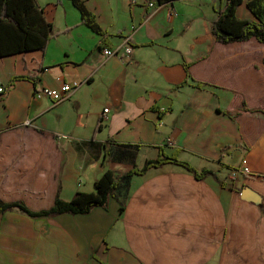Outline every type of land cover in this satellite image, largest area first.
Returning <instances> with one entry per match:
<instances>
[{
    "label": "crops",
    "instance_id": "0c3cea01",
    "mask_svg": "<svg viewBox=\"0 0 264 264\" xmlns=\"http://www.w3.org/2000/svg\"><path fill=\"white\" fill-rule=\"evenodd\" d=\"M34 1L51 25L46 46L0 57L10 87L0 95V201L38 211L92 193L106 169L132 167L118 159L133 154L123 145H138V168L164 145L200 175L167 162L135 174L106 208L8 210L0 264H264V42H217L210 0H81L100 33L71 0ZM248 1L236 15L254 20ZM125 43L128 56L102 51ZM186 64L204 85L173 89ZM73 81L58 104L41 92ZM242 100L260 111L236 114ZM245 185L258 205L240 197Z\"/></svg>",
    "mask_w": 264,
    "mask_h": 264
},
{
    "label": "trees",
    "instance_id": "16d2710c",
    "mask_svg": "<svg viewBox=\"0 0 264 264\" xmlns=\"http://www.w3.org/2000/svg\"><path fill=\"white\" fill-rule=\"evenodd\" d=\"M159 5L168 3L172 0H157ZM219 5L216 9L217 17L212 22L211 30L214 38L220 44L230 42H241L247 39L255 38L259 42H264V0H249L247 8L252 12L254 20L238 18L236 10L241 5L242 0H218ZM71 2L79 9L80 19L96 33H100L101 29L95 21V14L88 10L81 0H71ZM51 25L43 17V10L34 0H0V57H4L14 53H21L28 50H40L46 46L50 38ZM186 68V78L181 83L173 86L178 89L184 85L201 87L203 81H197L191 77ZM24 76L14 77L20 79ZM249 113H256L259 109H251L245 107L242 100L240 110ZM123 145V144H121ZM124 147H133V154H120L118 159L130 158L132 167L125 173H116L111 170H105L100 177L94 182L93 192L79 191L66 201L56 196L51 207L38 211H31L21 201L3 202L0 201V215L8 210L18 209L26 213L28 216L50 217L57 214H85L94 207L106 208L110 197H115L117 192L128 189L130 181L135 174H144L151 167H158L164 163L179 164L186 169L195 172L196 170L185 161L179 160L178 150H174L171 154L164 151V145L157 147L158 154L156 158L145 160L143 166L138 168L133 162L138 145H123Z\"/></svg>",
    "mask_w": 264,
    "mask_h": 264
},
{
    "label": "built area",
    "instance_id": "2783aa9c",
    "mask_svg": "<svg viewBox=\"0 0 264 264\" xmlns=\"http://www.w3.org/2000/svg\"><path fill=\"white\" fill-rule=\"evenodd\" d=\"M149 5L152 6V3H149ZM131 48L132 47L130 45L125 43L124 45H119L114 48H110V47L103 48L102 51L104 55L107 57L108 56L112 57L118 54H123V55L128 56L131 53ZM77 85H78V81H73L71 83H64L60 88H57V89L43 87L41 92L48 99H50V101L53 104H58L59 102L64 101L72 93L73 89L77 87ZM8 88L10 87L0 84V95H3L8 90ZM108 110H109L108 108H105L103 111L107 112ZM57 137L61 139L69 138L68 136L61 135V134L57 135ZM241 171L248 173V169L245 165H243Z\"/></svg>",
    "mask_w": 264,
    "mask_h": 264
},
{
    "label": "water",
    "instance_id": "95a60500",
    "mask_svg": "<svg viewBox=\"0 0 264 264\" xmlns=\"http://www.w3.org/2000/svg\"><path fill=\"white\" fill-rule=\"evenodd\" d=\"M239 194L241 198L251 201L254 204L258 205L261 202V196L258 194V192L254 191L247 185L243 186Z\"/></svg>",
    "mask_w": 264,
    "mask_h": 264
},
{
    "label": "rangeland",
    "instance_id": "374dc122",
    "mask_svg": "<svg viewBox=\"0 0 264 264\" xmlns=\"http://www.w3.org/2000/svg\"><path fill=\"white\" fill-rule=\"evenodd\" d=\"M209 2H214V9L216 10L218 5L220 4L218 0H210ZM185 6V5H183Z\"/></svg>",
    "mask_w": 264,
    "mask_h": 264
}]
</instances>
